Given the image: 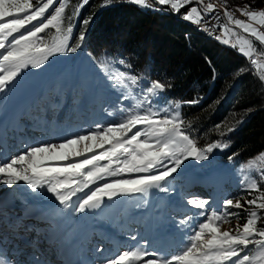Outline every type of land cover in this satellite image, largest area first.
<instances>
[{
	"label": "snow or ice",
	"instance_id": "6c2138e0",
	"mask_svg": "<svg viewBox=\"0 0 264 264\" xmlns=\"http://www.w3.org/2000/svg\"><path fill=\"white\" fill-rule=\"evenodd\" d=\"M87 2L82 0L72 15L65 17L70 0H0V93L8 91L23 70L39 68L55 54L75 53L82 47L91 16L82 21L84 30L76 43L70 45L69 40L73 22ZM129 2L154 11L180 13L184 9V20L200 25L210 35L219 30L215 39L237 49L264 82V52H258L257 47L258 44L264 48V7H254L257 0L235 7H229L228 0ZM109 3L110 0H103L100 7ZM221 10L226 23L216 24L206 19L211 16L212 20L220 21ZM49 30H54L50 36ZM93 60L110 88L118 94L116 104L121 119L106 126L96 124L93 129L63 137L59 142L40 141L10 156H0V185L11 189L22 182L33 194L46 189L63 209L85 213L101 208L105 200L121 196L147 194L152 189L173 193L172 181L185 161L208 160V154L214 149L229 147L220 140L200 147L188 131L191 122L184 121L180 109L183 104L199 103V98L166 101L171 108L158 107L164 102V83L151 80L141 86L146 78L131 74L128 69L132 66L124 59L93 57ZM136 88L139 92H134ZM156 97L160 100L154 102ZM125 101L134 103L129 106ZM232 130L223 124L215 125V131L222 137ZM234 155L228 160L232 161ZM239 171L242 177L238 193L224 198L222 207H213L210 199L198 195L187 199L186 204L199 211L180 219L179 224L191 228V233L177 253L165 255L156 249L150 250L147 241L140 243L133 235L130 238L136 241L134 245L111 252L100 258L98 264H264V152L242 163ZM78 193L84 194L73 201ZM22 204L25 205L23 214L14 221L6 222L7 217L0 212V232L4 228L12 231L17 241L14 251L25 258L17 259L11 251L3 252L8 237L0 235V264H51L38 254L40 233L35 239L24 235L33 229L24 223L31 216L27 201ZM3 206L0 202V208ZM197 216L203 218L202 222L196 221ZM233 218L237 220L234 228L222 231L220 225L230 223Z\"/></svg>",
	"mask_w": 264,
	"mask_h": 264
},
{
	"label": "trees",
	"instance_id": "16d2710c",
	"mask_svg": "<svg viewBox=\"0 0 264 264\" xmlns=\"http://www.w3.org/2000/svg\"><path fill=\"white\" fill-rule=\"evenodd\" d=\"M81 2L70 0L65 17L72 15ZM102 2L88 0L81 8L73 22L70 45L84 30L82 21L91 16L79 52L88 56L91 53V61L93 57L124 59L132 66L130 73L143 75L147 82L164 83V98H199V103L183 104L180 109L184 121L191 122L188 131L200 147L216 140L229 145L209 153L207 163L227 161L235 154L232 162L238 165L264 152V82L254 74L255 69L246 57L195 29L192 22L166 11L141 8L129 0H110L108 6L100 7ZM248 3L252 0H228V5L234 7ZM254 7H264V0H257ZM67 23L65 19L64 26ZM53 32L49 30L47 35ZM257 47L258 52L263 51L258 44ZM217 124L233 130L222 137L215 131ZM224 130L222 127L221 131ZM243 218L241 212V223ZM231 220L237 224L235 218Z\"/></svg>",
	"mask_w": 264,
	"mask_h": 264
},
{
	"label": "rangeland",
	"instance_id": "374dc122",
	"mask_svg": "<svg viewBox=\"0 0 264 264\" xmlns=\"http://www.w3.org/2000/svg\"><path fill=\"white\" fill-rule=\"evenodd\" d=\"M191 6L195 5H189L188 7ZM92 61L87 54L77 50L75 53H62L61 57L50 66L46 76L49 92L43 94L37 108L43 106L46 112L50 113V100L52 113L51 116H45L46 112L38 115L51 120L52 114H55V121L62 114L64 117L69 118H64L61 123L73 124L76 129L73 132H66L58 139L51 140V142H59L63 137H70L73 134L93 129L96 124L106 126L111 121L121 119L116 104L118 94L110 88L106 77ZM22 78L20 79L22 80ZM18 79L9 89L12 95L22 87L20 85L23 80L19 81ZM146 84L147 81L145 80L141 82V86ZM134 92H139V88L134 89ZM157 100H160V97L154 98V102ZM166 101L172 100L164 98V102L159 103L157 106L171 108V105L167 104ZM125 103L131 106L134 101H125ZM53 105L56 107L55 109H53ZM109 111L114 114L109 115ZM61 118L63 119V117ZM186 164L190 168L182 174L175 175V179L172 181L175 192L163 193L157 198V205L153 207L152 237L154 238L150 242V247L155 249L157 246L156 250L165 255L175 254L183 248L184 244L187 243L186 236L191 233V228L179 224L180 219L186 215L191 216L199 211L187 205V199L192 195H198L200 198L210 199L213 202V207L218 205L222 207L224 198H227L230 194L236 195L242 177V173L239 171L242 163L236 166L232 161H216L211 164L204 162L200 164L199 161L190 158ZM132 201L134 200H127L129 206ZM138 204L136 202L135 207ZM129 208L133 210L130 213L132 217L137 220L141 219L140 214L133 209L134 207ZM172 209H176L178 212L172 211ZM133 212L136 213L132 214ZM202 220V217H196L197 222H202ZM235 225L236 223L231 220L230 223H222L220 229L222 231L230 230ZM169 227L173 228V233H170V239H165L163 234ZM166 240L172 241L171 244L162 243ZM154 244L156 245L154 246Z\"/></svg>",
	"mask_w": 264,
	"mask_h": 264
},
{
	"label": "bare ground",
	"instance_id": "6f19581e",
	"mask_svg": "<svg viewBox=\"0 0 264 264\" xmlns=\"http://www.w3.org/2000/svg\"><path fill=\"white\" fill-rule=\"evenodd\" d=\"M229 7H233V6L229 5ZM173 14H175V13H173ZM221 15H222V10H221ZM177 16L182 17L181 14H177ZM193 26L195 27V29L200 30L203 33H205L206 35H209L212 37H215V35L219 34L216 32V33L210 35L209 32L203 31L200 25L193 23ZM61 55H62V53H58V54L51 56L48 59V61L39 68L29 67V68L23 70V72L20 74L19 77L25 78L26 75L29 76L30 72L34 71L36 69H38L40 71L45 70L47 72L50 69V66L55 61V59ZM22 80H21L22 84L20 85L22 87H20V89L18 91H16V93L14 95H12L9 92L10 90H8L4 93H0L1 125H4V124L8 125L7 129H5V132H10V133H17L18 132L19 134H23L22 131L19 130L20 125H18V123L13 119V116H14L15 110L18 109L19 106L21 107L23 105V102L29 98L28 93L30 94L32 89L34 88V85L36 84L37 76H34L28 82H25L24 79H22ZM48 91H49V89H48ZM52 107H53V109L56 108L54 105ZM40 113H41L40 110L39 111L36 110V112H35V114H40ZM51 113L52 112L50 110V115H51ZM11 114H12V116L10 117ZM61 117H63V119ZM64 118H69V117H64L61 114L58 117V122H60V123H61V121L63 122ZM36 120L40 121V117H38ZM67 126L68 125H65L62 123V126L59 129L62 135L68 131ZM39 134L43 135V139L41 141H50L51 142V140H54V138L52 136H50V133H48L46 130L41 131ZM21 138H22L21 142H20V144H18V146H16V148L11 147V149H13L12 154H15V153L25 149V147L22 146L24 142H26V146L34 145V144H37L40 142L38 140V138H36V137L34 138V135H32V134L29 135V137H27V139L24 136H21ZM34 139H35V141H34ZM36 139H37V141H36ZM189 160H190V158L187 161H189ZM187 161H185L184 163H186ZM0 190H12L13 192H15L16 194L19 195V198H21L22 201L26 200L27 201V207H29L32 212L37 214V217L39 219L41 218V220H39L40 222H43L46 220V223L49 224V229L56 236H59L61 233H67L68 234V232L71 231V229H74V232L76 235H75V238L73 240V244H72L71 248L68 250H65V252H67V253H70V251L74 252V248H77L76 246L80 243V241L83 240V238L87 234V230L89 231L90 227L96 226V225L98 226L102 223L98 219L95 220L94 222L91 221L92 210L86 211L85 213H75L74 211H72L71 208L63 209V206L59 205V202L56 201L55 198L51 194L47 193L46 189L43 190L40 194H33L31 192V190L27 189V186L21 182L19 185L13 186L11 189H9L7 186L0 185ZM85 191H88V190L86 189ZM150 193L152 196L154 195L153 197L151 196L149 199V200H152V202H151V204H152L155 201V199H154L155 196H157L158 193H160V192L155 190V189H152V190H150ZM83 194L84 193H78L77 197H73V201H76L77 198L80 196H83ZM121 197H122V199L124 198V196H121ZM119 198L120 197L114 198L112 201L105 200V203L101 206V208L94 210V211H98V214H96L95 217L96 218L101 217V218H103V221H107L108 222L107 224H109L110 223L109 221L111 220V217L109 214V208L114 202H118ZM145 200L147 201L146 198H145ZM145 200H143L142 201L143 203H140L137 207V209L140 210L141 212H143L146 208H148V206L151 210V205L146 204V202H144ZM142 204H144V205H142ZM171 206H172V203H171ZM23 207H25V205H23ZM172 211H177V210L172 209ZM108 226H109V228H112V225L109 224ZM172 231H173L172 227L167 228L166 232L164 234L162 233L163 237L169 238L170 233ZM163 232H164V229H163ZM174 232H176V231H174ZM145 235L147 237V234H145ZM145 235H143L142 237L144 238ZM114 237H117V235L114 234ZM153 238L154 237H152V239ZM169 241L170 240H168V242ZM156 243H158V242H156ZM162 243H164V242H162ZM155 245L156 244H154V246ZM154 246H152V247H154ZM63 249H65V248H63Z\"/></svg>",
	"mask_w": 264,
	"mask_h": 264
},
{
	"label": "built area",
	"instance_id": "2783aa9c",
	"mask_svg": "<svg viewBox=\"0 0 264 264\" xmlns=\"http://www.w3.org/2000/svg\"><path fill=\"white\" fill-rule=\"evenodd\" d=\"M205 2H207V0H205ZM220 15H221V13H220ZM237 15H239V14H237ZM206 19H208V20H210L211 21V23H216V24H219V23H226V20L222 17V15H221V19H220V21H215V20H212L211 19V16H209V17H206ZM237 31H239V29H237ZM217 33H219V30H217ZM233 39V38H232Z\"/></svg>",
	"mask_w": 264,
	"mask_h": 264
},
{
	"label": "crops",
	"instance_id": "0c3cea01",
	"mask_svg": "<svg viewBox=\"0 0 264 264\" xmlns=\"http://www.w3.org/2000/svg\"><path fill=\"white\" fill-rule=\"evenodd\" d=\"M183 14V13H182ZM245 36L247 35V34H244Z\"/></svg>",
	"mask_w": 264,
	"mask_h": 264
},
{
	"label": "water",
	"instance_id": "95a60500",
	"mask_svg": "<svg viewBox=\"0 0 264 264\" xmlns=\"http://www.w3.org/2000/svg\"><path fill=\"white\" fill-rule=\"evenodd\" d=\"M262 59H264V57H262Z\"/></svg>",
	"mask_w": 264,
	"mask_h": 264
}]
</instances>
